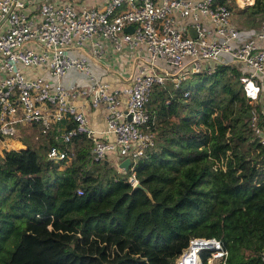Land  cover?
Listing matches in <instances>:
<instances>
[{"label": "trees", "instance_id": "trees-1", "mask_svg": "<svg viewBox=\"0 0 264 264\" xmlns=\"http://www.w3.org/2000/svg\"><path fill=\"white\" fill-rule=\"evenodd\" d=\"M217 1L242 19V32L264 21V0ZM240 73L218 63L177 86L154 83L146 103L154 143L127 169L93 160L82 133L64 158H47L55 125L48 145L24 139L6 150L0 264H176L193 237H215L227 250L223 259L200 249L202 264H264V146L249 121L253 107L261 111ZM132 172L152 199L132 189Z\"/></svg>", "mask_w": 264, "mask_h": 264}, {"label": "built area", "instance_id": "built-area-1", "mask_svg": "<svg viewBox=\"0 0 264 264\" xmlns=\"http://www.w3.org/2000/svg\"><path fill=\"white\" fill-rule=\"evenodd\" d=\"M127 25L133 29L126 30ZM105 45L133 61L131 69L116 73L121 83L93 72L92 61L103 72H116L103 62ZM218 63H234L241 70L248 101L260 105L261 117L253 107L249 121L264 146V21L242 32L232 10L217 0H105L97 6L0 0V156L11 148L5 137L14 136L18 125L40 123L42 132L51 125L56 129L47 158H64L73 137L82 133L91 137L93 160H108L112 154L123 170L120 161L128 157L131 165L154 143L153 117L146 108L152 85L170 78L177 86ZM38 66H45L47 75L24 69ZM69 69L86 74L89 83H63ZM86 105L104 106L107 139L90 126ZM136 179L132 172L130 183ZM203 248L211 249V257L227 256L219 239L193 237L175 263L202 264Z\"/></svg>", "mask_w": 264, "mask_h": 264}, {"label": "crops", "instance_id": "crops-1", "mask_svg": "<svg viewBox=\"0 0 264 264\" xmlns=\"http://www.w3.org/2000/svg\"><path fill=\"white\" fill-rule=\"evenodd\" d=\"M64 1H70L74 3L76 6L86 5V6H97L102 5L105 0H64ZM88 48V47H87ZM87 50V49H86ZM75 53L74 51H72ZM104 52H106L103 62L110 63V65L115 66L116 72H110V71H104L98 67V62L92 61V69L96 76H99L101 79L110 81L113 83H121V79L117 76V72L125 73L126 70H129L132 68V59L130 55H114L108 45H105ZM92 56V55H91ZM92 58H94L92 56ZM95 59V58H94ZM47 75V74H46ZM62 82L65 84H71V83H78V84H88L90 79L88 76L82 72H79L75 69H69L67 73L61 78ZM77 105L81 104L80 100L74 101ZM85 112L88 117V121L90 126L96 131L97 134L101 135L103 138H106V134L104 133V130L106 128V122H105V109L103 105H99L98 107H88L85 106ZM109 139L113 138V135L107 136ZM108 161L117 167L116 161L117 157L113 156L112 154L109 155Z\"/></svg>", "mask_w": 264, "mask_h": 264}, {"label": "rangeland", "instance_id": "rangeland-1", "mask_svg": "<svg viewBox=\"0 0 264 264\" xmlns=\"http://www.w3.org/2000/svg\"><path fill=\"white\" fill-rule=\"evenodd\" d=\"M254 0H231V4H234L236 8H241L244 7L247 4H251ZM235 9V8H233ZM232 19L234 22L238 25L241 26L242 24V19H236L233 16L232 12ZM244 26V25H243ZM26 71H29L31 73L37 74V75H43L47 74L46 72H49L48 69L45 66H38V67H24ZM41 124L36 123L34 126L30 124H25V125H18L17 126V132L14 136L12 135H7L5 137V141H9L11 148H18L22 147L25 144L23 143L24 139L29 141L31 144L35 145V147H41L43 144L48 145L47 143V135L45 136V132H42L41 130ZM40 130V131H39ZM22 135L21 137L19 135ZM49 142V141H48ZM42 149V148H40ZM42 151V150H41ZM45 152V151H44ZM114 167L113 164L110 163ZM116 167V166H115Z\"/></svg>", "mask_w": 264, "mask_h": 264}, {"label": "water", "instance_id": "water-1", "mask_svg": "<svg viewBox=\"0 0 264 264\" xmlns=\"http://www.w3.org/2000/svg\"><path fill=\"white\" fill-rule=\"evenodd\" d=\"M125 29H126V30H132V29H133V25H127V26L125 27ZM188 30H189V32H190L193 36L196 35L195 29H194L192 26H190V27L188 28ZM104 162L107 163L108 160L105 159ZM129 164H130V160H129L128 157H126V158H124L122 161H120L119 166H120V167H123L124 169H127V168L129 167ZM131 185H132V189H135V188H137V187L141 188V189L146 193V195H147L149 198L152 199V194H151L150 191H149V190H148V189H147V188H146V187L140 182L139 179H136Z\"/></svg>", "mask_w": 264, "mask_h": 264}, {"label": "clouds", "instance_id": "clouds-1", "mask_svg": "<svg viewBox=\"0 0 264 264\" xmlns=\"http://www.w3.org/2000/svg\"><path fill=\"white\" fill-rule=\"evenodd\" d=\"M181 254V253H180Z\"/></svg>", "mask_w": 264, "mask_h": 264}]
</instances>
